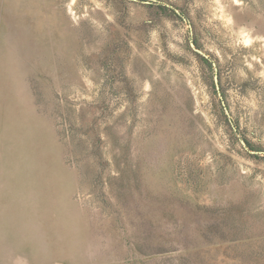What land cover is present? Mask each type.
Wrapping results in <instances>:
<instances>
[{
	"label": "rangeland",
	"instance_id": "obj_1",
	"mask_svg": "<svg viewBox=\"0 0 264 264\" xmlns=\"http://www.w3.org/2000/svg\"><path fill=\"white\" fill-rule=\"evenodd\" d=\"M0 264H264V0H0Z\"/></svg>",
	"mask_w": 264,
	"mask_h": 264
}]
</instances>
